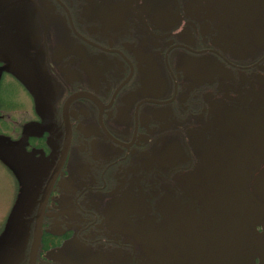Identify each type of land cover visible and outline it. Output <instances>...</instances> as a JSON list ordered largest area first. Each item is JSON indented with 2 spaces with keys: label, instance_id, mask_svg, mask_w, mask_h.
Returning <instances> with one entry per match:
<instances>
[{
  "label": "flooded vegetation",
  "instance_id": "obj_1",
  "mask_svg": "<svg viewBox=\"0 0 264 264\" xmlns=\"http://www.w3.org/2000/svg\"><path fill=\"white\" fill-rule=\"evenodd\" d=\"M0 153V264H264V0H0Z\"/></svg>",
  "mask_w": 264,
  "mask_h": 264
},
{
  "label": "rangeland",
  "instance_id": "obj_2",
  "mask_svg": "<svg viewBox=\"0 0 264 264\" xmlns=\"http://www.w3.org/2000/svg\"><path fill=\"white\" fill-rule=\"evenodd\" d=\"M2 153H0L1 155ZM2 156V157H1ZM0 156V229L5 222L9 208L14 201V190L17 188V184L11 166L4 160V156ZM7 158V157H6ZM13 176V177H12Z\"/></svg>",
  "mask_w": 264,
  "mask_h": 264
}]
</instances>
